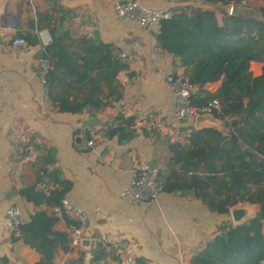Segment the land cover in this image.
Here are the masks:
<instances>
[{
  "label": "crops",
  "instance_id": "1",
  "mask_svg": "<svg viewBox=\"0 0 264 264\" xmlns=\"http://www.w3.org/2000/svg\"><path fill=\"white\" fill-rule=\"evenodd\" d=\"M120 1L126 0H0V263L35 264L40 259L8 231L6 214L11 206L19 209L24 221L37 210L58 218L54 230L67 235L69 250L56 247L55 264H134L138 259L146 264H189L191 255L215 236L217 226L231 221L229 215L210 212L191 194L160 191L154 202L141 203L121 197L131 184L134 167L147 162L160 169L168 157L167 143L184 141L194 121L174 116V95L165 82L168 74L189 77L191 69L173 68L172 57L158 48L157 30L120 20L115 10ZM135 1L154 10L184 5L173 0ZM59 21L69 33L68 50L86 37L125 54L121 60L128 62L133 75L117 76L123 96L99 113L59 112L47 97L40 70L43 48L50 42L45 45L39 33L49 34ZM17 37L36 39L38 44L14 47L10 41ZM261 68V63L251 62L252 77L259 76ZM219 86L220 80L200 91L194 87L191 94L203 99ZM64 88L55 84L52 92L58 95ZM83 97L81 90L65 95L69 102H81ZM118 114L134 118L135 135L123 144L101 133ZM87 131L96 135L89 149L84 147ZM45 167L59 170L71 182L65 200L87 216L83 232L87 247L71 244L69 226L58 208L35 207L18 195ZM187 177L191 185L210 191L202 172L192 171ZM239 206L249 208L253 216L257 212L256 205Z\"/></svg>",
  "mask_w": 264,
  "mask_h": 264
},
{
  "label": "trees",
  "instance_id": "2",
  "mask_svg": "<svg viewBox=\"0 0 264 264\" xmlns=\"http://www.w3.org/2000/svg\"><path fill=\"white\" fill-rule=\"evenodd\" d=\"M239 1L179 0L184 5L170 9L171 17L156 28L158 48L172 57L173 68L191 69L189 77L183 78L193 88L200 91L220 80L216 92L203 99L191 94V102L200 106L216 99L220 107L212 115L223 123L221 131L190 127L184 141L167 143L168 157L158 169L160 191L191 194L218 215H229V210L240 204L257 206L256 214L240 224L220 223L215 236L191 255L189 264L264 262V9H259V17L230 16L228 7ZM49 34L51 41L41 54L48 63L44 84L49 101L59 112L99 113L109 102L122 98L123 87L117 76L133 74L128 62L114 53L115 47L83 37L68 50L65 39L69 33L62 29L61 21ZM23 39L31 47L38 44L36 39ZM251 62L262 64L257 77H252ZM55 84L65 87L58 95L52 92ZM73 90L83 91L81 102L65 98ZM101 133L106 139L126 143L135 135L134 118L118 114ZM52 163L49 156V165ZM192 171L204 174L210 191L191 185L187 174ZM39 185L53 187L42 189ZM71 187L59 170L45 167L38 171L33 184L17 193L35 207L61 208ZM62 215L69 227L75 225ZM57 221L56 216L37 210L18 227L14 239L40 255L35 264H55L56 247L69 250L67 235L54 230ZM134 264L146 262L138 259Z\"/></svg>",
  "mask_w": 264,
  "mask_h": 264
},
{
  "label": "built area",
  "instance_id": "3",
  "mask_svg": "<svg viewBox=\"0 0 264 264\" xmlns=\"http://www.w3.org/2000/svg\"><path fill=\"white\" fill-rule=\"evenodd\" d=\"M252 1L240 0L237 4H231L227 9V13L229 14L230 8L233 5L248 7ZM173 2L176 3L179 0H173ZM115 10L120 20L136 22L143 30H156L160 21L167 20L171 17V12L168 9L154 10L141 5L135 0L120 1L115 5ZM39 36L44 43L47 36L44 35V32H40ZM10 43L14 47L26 45L25 40L19 37L12 39ZM117 56L120 59L125 58V54L123 53H119ZM47 68V61L42 60L40 70L42 84L45 83L44 76ZM165 82L174 95L173 111L177 119L183 120L186 123H192L199 115H212L215 111L219 110L220 106L216 99L210 100L204 105H193L191 102L193 86L182 76L168 74L165 77ZM85 135L84 147L88 149L93 148L96 139L94 131H87ZM159 192L158 170L150 166L147 162H141L134 167L131 184L121 193V197L128 199L132 203L154 202ZM57 213H63L75 222V225L69 227L71 244L73 246H80L81 240L84 239L83 232L87 222V216L77 208L70 206L65 199L62 200L61 208L57 209ZM24 222L17 207L11 206L7 210L6 227L12 235L18 236V227Z\"/></svg>",
  "mask_w": 264,
  "mask_h": 264
},
{
  "label": "water",
  "instance_id": "4",
  "mask_svg": "<svg viewBox=\"0 0 264 264\" xmlns=\"http://www.w3.org/2000/svg\"><path fill=\"white\" fill-rule=\"evenodd\" d=\"M249 12L250 9H248L247 7L233 5L230 8L229 15L238 18H245L249 17ZM1 43L2 37L0 36V44ZM193 128L195 130L213 129L216 131H221V129L223 128V123L213 115L205 114L199 115L194 119ZM252 216L253 212H251V210L245 206L236 205L229 210V218L235 225L242 223L245 218ZM80 245L83 247H87L89 245V241L86 239H82Z\"/></svg>",
  "mask_w": 264,
  "mask_h": 264
},
{
  "label": "rangeland",
  "instance_id": "5",
  "mask_svg": "<svg viewBox=\"0 0 264 264\" xmlns=\"http://www.w3.org/2000/svg\"><path fill=\"white\" fill-rule=\"evenodd\" d=\"M247 8L250 9L249 17H259V9H264V0H253Z\"/></svg>",
  "mask_w": 264,
  "mask_h": 264
},
{
  "label": "clouds",
  "instance_id": "6",
  "mask_svg": "<svg viewBox=\"0 0 264 264\" xmlns=\"http://www.w3.org/2000/svg\"><path fill=\"white\" fill-rule=\"evenodd\" d=\"M44 34L47 35V38L44 40L45 45H47L50 42L51 37L50 34H47V30H44Z\"/></svg>",
  "mask_w": 264,
  "mask_h": 264
}]
</instances>
